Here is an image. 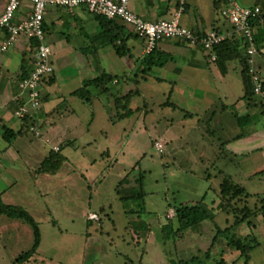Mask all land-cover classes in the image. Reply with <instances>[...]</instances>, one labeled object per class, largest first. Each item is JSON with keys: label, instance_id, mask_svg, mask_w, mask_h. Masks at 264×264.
<instances>
[{"label": "rangeland", "instance_id": "1", "mask_svg": "<svg viewBox=\"0 0 264 264\" xmlns=\"http://www.w3.org/2000/svg\"><path fill=\"white\" fill-rule=\"evenodd\" d=\"M138 42L141 46L144 41ZM129 58V76H119L121 86L128 89L118 93L120 86H113L108 94L99 95L91 87L94 103L76 106L83 123L72 132L73 141L64 144L67 162L58 174L38 173L49 154L44 139L29 133L11 148L0 133L4 202L26 209L41 232L39 250L26 264H217L222 257L228 264H246L241 252L228 246L227 235L219 233L227 229L230 237L260 243L249 264H264V181H247L227 169L250 193H259L236 203L237 208L251 209L253 226L234 227L237 214L221 209V172L214 163L219 152L205 143L208 137L213 140L211 132H204L200 125L196 129L198 124L192 126L185 111L172 108L176 103L185 106L186 99L179 102L170 97L171 82L158 81L164 78L160 67L153 70L152 80L144 81L145 74L133 65L136 57ZM139 88L140 96L131 103L133 114L119 120L112 94ZM215 111H222L221 103ZM253 123L264 131L263 114L259 112ZM242 129L241 133H252ZM52 138L61 141L57 135ZM157 143L163 145L159 151ZM246 165L264 168V152L254 153ZM202 200L213 219L182 229L177 207ZM91 212L99 220L90 226ZM0 226V264H12L31 250L33 229L4 216Z\"/></svg>", "mask_w": 264, "mask_h": 264}, {"label": "crops", "instance_id": "2", "mask_svg": "<svg viewBox=\"0 0 264 264\" xmlns=\"http://www.w3.org/2000/svg\"><path fill=\"white\" fill-rule=\"evenodd\" d=\"M217 2H220L218 4V7L221 5L220 9L238 3L243 6H260L264 13V0H188L181 19L182 25L200 34L212 31L230 34L232 28L223 19ZM5 7L6 1L0 0V15ZM177 7V0H138L131 5L136 13L150 22L170 19ZM31 9L30 4L24 5L17 13L16 20L26 18ZM116 23L124 28L127 36L123 35V39L126 38V44L131 50L122 57L118 55L113 45L101 37L102 27L97 16L91 14L85 7L76 8L72 12L64 8H48L44 25L47 44L53 51L54 73L51 79L42 83V107L32 111L30 116H34L35 120V126L31 128L39 132L31 133L45 140L49 152L59 150L65 143L69 144L68 141H73L72 132L78 131L79 124L83 123L81 112L76 106L82 105L83 108V105L89 106L94 103L95 94L87 103L75 94L85 89L87 82L101 74H109L117 77L115 83L120 85L116 87L120 86L118 90L122 93L128 86H121L119 76H129L127 74L129 57H136L133 65L137 71L142 72L145 69L144 61L148 56L144 53L145 42L139 46L138 38L129 36L133 33L131 27L120 21ZM253 31L257 52L250 58V65L260 72L261 80L264 82V21L257 22ZM8 37L6 30L0 28V45L5 43ZM35 46V41L21 37L15 46L0 54V124L15 131L20 130L24 124L15 113L28 100L27 93L21 90L19 82L33 68ZM247 48L241 50L242 55H248ZM214 55L216 54L212 50L177 40L161 43L157 48L156 59L165 62L164 66L160 67L164 78L158 81L165 79L171 82L170 97L179 102L183 98L186 99L185 106L176 103L172 108L185 111L186 117L190 118L188 122H191L192 126L198 124L195 126L196 129H200V125L204 132H211L213 140L208 137L205 143L206 146L210 144L217 147L219 155L216 156L214 163L219 167V171L233 177L228 173L227 169H230L236 176L247 181L256 178L264 181L261 177L264 175L263 167L250 166L248 169L246 165L254 153L264 152L263 128H258L253 123L259 112L264 115L263 102L261 103V98L256 95L251 100L244 98L239 61L228 63V72L224 75L213 60ZM153 70L145 75L147 79L143 77L144 81L153 79L151 75ZM139 90L141 91L140 88ZM236 93L238 94L236 100L230 105L226 104ZM168 103L170 105V102ZM218 103L222 104V111H215ZM226 108L232 111L227 112ZM242 127L252 133H241ZM231 131L236 133L233 135ZM56 135L61 141L52 138ZM204 138H207L206 135ZM17 140L13 144L4 141L11 148H15ZM259 184L262 185L260 181ZM5 193V190L0 192L3 202ZM250 194L256 196L259 193ZM92 213L96 214L95 212L89 214ZM88 221L90 226L94 222Z\"/></svg>", "mask_w": 264, "mask_h": 264}, {"label": "built area", "instance_id": "3", "mask_svg": "<svg viewBox=\"0 0 264 264\" xmlns=\"http://www.w3.org/2000/svg\"><path fill=\"white\" fill-rule=\"evenodd\" d=\"M6 7L0 15V28L6 30L8 40L0 45V54L7 52L15 46L21 37L36 42L33 68L30 73L22 78L19 86L27 93V102L16 111V117L22 122L32 111L42 107L41 87L43 81L53 75L52 62L53 51L46 41L45 15L50 7L64 8L74 11L76 8L85 7L91 14L105 17L109 20L120 21L131 27L133 33L145 42L144 53L151 54L161 43L169 40H177L194 46H200L206 50H212L221 43L236 38L245 39L247 52L252 58L256 52L255 35L252 23L264 21V13L260 6H243L233 3L222 9L221 15L232 28V32L219 33L212 31L200 34L182 25L181 19L186 11L188 0H177V9L168 20L146 21L136 13L131 5L138 0H5ZM30 4L32 9L26 18L17 21V13L21 8ZM214 55L213 60H216ZM251 76L254 84L255 95L264 103V85L260 72L251 68ZM32 132H36L31 128ZM38 134V133H37ZM157 143L156 149H162ZM91 220H99L97 214L89 215Z\"/></svg>", "mask_w": 264, "mask_h": 264}, {"label": "trees", "instance_id": "4", "mask_svg": "<svg viewBox=\"0 0 264 264\" xmlns=\"http://www.w3.org/2000/svg\"><path fill=\"white\" fill-rule=\"evenodd\" d=\"M220 3V2H219ZM218 2L216 3L218 7ZM187 6V5H186ZM221 5H219L220 7ZM218 9L222 11V9ZM97 16V15H96ZM98 21L102 27L101 37L104 40L108 41V44H111L116 49V52L119 56H125L130 53V48H128L126 44V37L124 28L119 26L115 20H109L102 16H97ZM226 21V20H225ZM260 22V21H259ZM228 23V22H226ZM257 22L252 23V27L256 26ZM229 24V23H228ZM218 32V31H216ZM254 32V31H253ZM222 33V32H219ZM255 35V34H254ZM129 36H134L138 38L134 33ZM129 38V37H128ZM256 42V39H255ZM257 45V42H256ZM248 47V44L245 39H232L227 40L220 45L214 47L213 52L216 54L215 63L219 67L220 71L225 75L228 72L227 65L230 62L239 61L241 68V77L244 85V98L251 100L255 97V89L251 76V65H250V56L242 55L241 50ZM155 49L151 54L147 56L145 59L146 67L142 71L146 76L154 69V67H163L164 60L156 59ZM30 72H28L24 77H26ZM53 75L46 78L43 82L52 78ZM23 77V78H24ZM145 79H147L144 76ZM118 80L117 77L109 75V74H101L98 78L93 79L87 82L86 88L77 91L75 94L79 96L81 99L85 100V103L89 102L92 97H94L93 92H89L88 88H95L99 95L108 94L113 86L120 85L115 83ZM264 85V82H263ZM95 91V92H96ZM118 93L120 91L118 90ZM141 92L139 89L136 91H130L125 94H112V98H114V103L116 110L118 111V119L123 120L125 118H129L134 110L131 108V103L135 97L140 96ZM43 103V101H42ZM264 105V103H262ZM24 124L22 128L18 131L12 130L5 125L0 124V133L2 138L8 142L9 144H13L15 140L19 137H24L31 133V126H35L34 116H28L24 119ZM30 123V124H29ZM63 147L59 150H51L48 156L42 161L40 167L38 168V173L56 175L59 173L63 165L67 162V158L63 155ZM219 179H220V199L222 202V210L224 212H229L232 210L236 213V222L234 227H239L244 223H248L251 227L253 226L250 222V217L253 215L251 209L248 206H244L242 208H237L236 203L243 198L248 200L251 197V194L248 192L247 188L242 184L235 181V179L224 172L220 171ZM176 217L182 227V229L188 228L192 225H198L204 221L212 220V213L205 207L204 202L195 204V205H182L177 207L176 209ZM0 216L7 217L8 219H18L22 220L31 225L34 233V244L31 250L22 253L17 257V259L12 264H26L28 263L36 254L37 250L41 245V232L38 223L32 217V215L22 207L7 205L3 202L0 197ZM251 223V224H250ZM221 234H226L229 239L228 246L236 249L241 252L242 257H245L246 264H249L252 261V253L260 248V243L252 245L243 241L241 239H235V237L228 236L230 230L227 229L223 232L219 231ZM1 234V233H0ZM195 261V258L192 259ZM179 264H190L188 262H181ZM217 264H228L224 258L222 257Z\"/></svg>", "mask_w": 264, "mask_h": 264}]
</instances>
